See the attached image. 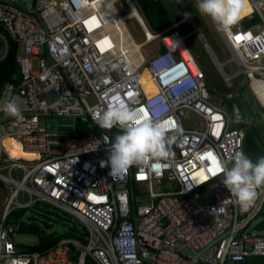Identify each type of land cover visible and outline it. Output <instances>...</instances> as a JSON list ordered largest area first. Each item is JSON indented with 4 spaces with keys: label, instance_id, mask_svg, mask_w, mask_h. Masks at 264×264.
<instances>
[{
    "label": "built area",
    "instance_id": "built-area-1",
    "mask_svg": "<svg viewBox=\"0 0 264 264\" xmlns=\"http://www.w3.org/2000/svg\"><path fill=\"white\" fill-rule=\"evenodd\" d=\"M175 1L184 18L154 32L135 0H34L28 8L0 0V63L15 44L19 66L0 84V182L6 190L0 198V264H258L264 259V233L252 231L264 195L258 188L245 208L223 184V173H215L219 160L230 167L236 153L245 154L243 130L211 103L189 34L179 28L189 22L194 32L201 30L185 0ZM247 1L251 11L230 31L212 21L236 68L228 76L220 64L219 72L228 88L234 77H243L260 107L253 122L258 131L264 124V0ZM252 14L260 20L244 28L240 21ZM150 44L157 46L147 60L142 50ZM203 45L213 53L207 42ZM144 71L156 88L152 94L142 82ZM156 97L168 105L163 118L173 125L168 155L111 176L110 165H101L108 161L112 137L83 134L77 121L98 125L93 113L116 104L147 109ZM10 99L20 104L22 121L4 111ZM70 126L73 131L58 130ZM8 139L35 157L15 158ZM38 202L76 218L88 231L86 242L65 237L46 252L22 251L8 215Z\"/></svg>",
    "mask_w": 264,
    "mask_h": 264
},
{
    "label": "clouds",
    "instance_id": "clouds-1",
    "mask_svg": "<svg viewBox=\"0 0 264 264\" xmlns=\"http://www.w3.org/2000/svg\"><path fill=\"white\" fill-rule=\"evenodd\" d=\"M246 3L247 0H198L197 7L201 13L210 16L221 30L227 32L241 19ZM214 62L216 65L221 64L219 61ZM222 67L225 68V65ZM168 110L163 98L156 97L149 101L147 109L116 104L101 113H93V120L100 128L112 129L119 126L122 130L111 143L108 161L102 162L101 166L105 163L109 164L110 175L117 177L133 164L142 162L146 158L166 157L168 145L172 142V138L167 134L173 127L163 118ZM4 111L18 121L24 119L17 99L8 100ZM233 124L236 125L234 122ZM236 126L244 131L242 126ZM230 163L229 167V162L219 160L215 173H223V184L235 197L236 202L247 208L254 203L257 189L264 187V157L253 163L243 152H238Z\"/></svg>",
    "mask_w": 264,
    "mask_h": 264
},
{
    "label": "trees",
    "instance_id": "trees-1",
    "mask_svg": "<svg viewBox=\"0 0 264 264\" xmlns=\"http://www.w3.org/2000/svg\"><path fill=\"white\" fill-rule=\"evenodd\" d=\"M135 1L139 4L142 14L144 15L146 21L154 32H159L169 26L172 22H174L172 14L169 12V9L164 0ZM259 20L260 19L256 14H252L251 17L244 18L241 24L244 28H247L253 22H258ZM130 25L132 26V32L135 40H140L141 37H139L137 34V26L134 23H130ZM137 43L140 44L142 42ZM17 53L18 47L17 45L13 44L7 59L0 63V84L3 85L7 81L11 80L14 73L19 71V66L16 60ZM192 53L196 57L199 64L197 54H195L193 51ZM144 74L146 78L149 77V74L147 72L144 71ZM144 85L146 86V84ZM246 92L248 91L245 89L241 94H238L231 99L226 98L223 101V109L226 110L225 112L236 125L240 126H242L245 117L251 115V111L253 110L254 106L252 100L249 98ZM244 94L245 97L243 96ZM77 131H80L81 133L86 135L91 133L101 134L103 132H107L112 137L113 142L114 137L120 133L114 128H100L99 125L94 124L90 120L77 121ZM77 148V146H74L72 151L77 150ZM5 191V186L2 182H0V198L2 197V194L5 193ZM30 208H36L40 210V214L44 218L43 224L38 223L32 216L26 217L28 213L27 211ZM49 208H51V206H49L48 204L38 202L36 205H30L24 208H16L9 213L8 225L14 228L16 234H27L34 236L37 235L38 237V242L35 245H20L22 251L46 252L50 248L56 246L65 237H73L75 239H79L82 242H86L88 231H86L84 226H77V224L72 221L71 215L65 212L64 213L67 215L60 213L61 210L58 211L59 209L57 208H55L57 210L54 209L53 211H50ZM263 208L264 206H262L259 215H264ZM61 227H63L64 230L62 232H59L58 229H60ZM253 229L258 232L264 233V222L257 224ZM258 264H264V259L259 260Z\"/></svg>",
    "mask_w": 264,
    "mask_h": 264
},
{
    "label": "rangeland",
    "instance_id": "rangeland-1",
    "mask_svg": "<svg viewBox=\"0 0 264 264\" xmlns=\"http://www.w3.org/2000/svg\"><path fill=\"white\" fill-rule=\"evenodd\" d=\"M11 3H14L15 5H19L25 8L32 7L34 4V0H6ZM187 3V6L189 10L191 11L198 27L200 28L203 36L205 37L207 42V46H209V51L212 54H209L207 50L205 49L199 34L194 32V27L191 23L185 22L182 26H180V31H182L185 34H189L187 43L195 54H197L199 59V64L201 69L204 71L206 75V82L208 85V89L211 93V103L220 108L223 109V101L226 99L227 95L232 94L234 96H237L238 94H241L245 89L248 91V88L245 84V81L243 80V77L238 75V77L233 78V87L228 88L224 83V77L222 76L221 72H219V69L214 61L220 62L223 66L225 65V71L226 75L228 76H234L236 74V68L235 66L229 62V52L227 51L223 40L219 36L218 29L216 25L213 23L210 16L201 13L198 10L197 4L198 2L196 0H185ZM165 4L167 5L169 12L172 14V18L174 21H177L179 19L184 18V13L182 9L178 6L175 0H164ZM242 21H240L241 23ZM134 23V22H132ZM137 42H143V39L140 38L136 40ZM157 44H150L146 45L144 49L142 50L143 55L148 60L150 58V50L155 49ZM211 55H213L211 57ZM217 55V56H216ZM33 65L35 67L36 63L33 62ZM148 80V79H147ZM246 94L249 96V98L252 100L254 106L253 110L258 112L260 110V107H258L257 102L254 100L252 94L248 91ZM245 97V94L243 95ZM226 111V110H225ZM252 119L254 121L255 117L253 114H251ZM234 125V124H233ZM48 129L53 131L55 130V122L51 121L49 123ZM252 135L259 143V146L261 150L264 153V133L262 130H256L255 128L252 129ZM263 187H260V191ZM264 206V201L262 202ZM55 208H49L50 211H53ZM264 209V208H263ZM57 210V209H55ZM60 211V210H58ZM26 217L32 216L35 218V220L38 223L44 222V218L40 214V210L36 208H30L27 211ZM60 213L65 214L64 212L60 211ZM67 215V214H65ZM72 221L77 224V226H82L81 223H79L76 218L71 216ZM264 222V215H258L256 217V220L252 224V228L259 224ZM74 224V223H73ZM253 232H256V230L252 229ZM16 243L18 245H24V246H31L35 245L38 242L37 235H27V234H17L16 235Z\"/></svg>",
    "mask_w": 264,
    "mask_h": 264
},
{
    "label": "water",
    "instance_id": "water-1",
    "mask_svg": "<svg viewBox=\"0 0 264 264\" xmlns=\"http://www.w3.org/2000/svg\"><path fill=\"white\" fill-rule=\"evenodd\" d=\"M200 33L198 32L199 37L202 43H205L206 39L202 38V36H200ZM245 120L249 121V123L246 125L247 129L243 131L244 150H245L246 156L249 157L253 161V163H255L258 161L259 158L264 157V153L261 150L259 143H257L255 138L253 137L251 130L248 129L249 126L251 125L249 116L245 117ZM65 121L66 120H59L60 123L65 122ZM67 122L71 124L73 123L72 120H68ZM58 130L59 131H73V128L72 126H70V128H65V129L59 128ZM261 130L264 133V124L261 125ZM260 195L261 196L264 195V187L262 188ZM63 230H64L63 227L58 229L59 232H62Z\"/></svg>",
    "mask_w": 264,
    "mask_h": 264
},
{
    "label": "bare ground",
    "instance_id": "bare-ground-1",
    "mask_svg": "<svg viewBox=\"0 0 264 264\" xmlns=\"http://www.w3.org/2000/svg\"><path fill=\"white\" fill-rule=\"evenodd\" d=\"M251 11V7L247 1L246 3V6H245V9L244 11L241 13V18L246 16L247 14H249V12ZM198 31V29H197ZM199 32V31H198ZM138 49V48H137ZM137 51V50H136ZM220 67L222 68V65H220ZM148 79V80H147ZM142 82L144 84H146L145 88H146V91L148 94H152L156 91V88L154 86V84L152 83L151 81V78H150V75L148 78H146L144 72H143V76H142ZM6 144V147L7 149L10 151V153L15 157V158H19V157H22V158H33L35 157L33 154L31 153H28V152H24L22 151V149L20 147L17 146V144H15L14 141L12 140H6L5 142Z\"/></svg>",
    "mask_w": 264,
    "mask_h": 264
},
{
    "label": "flooded vegetation",
    "instance_id": "flooded-vegetation-1",
    "mask_svg": "<svg viewBox=\"0 0 264 264\" xmlns=\"http://www.w3.org/2000/svg\"><path fill=\"white\" fill-rule=\"evenodd\" d=\"M255 113H257L255 110H252V111H251V114H253L254 116H255ZM249 118H250L251 125L249 126L248 129L251 130V132H252V129L254 128V126H253V122H254V121H253L251 115L249 116ZM248 123H249V121H247V120H244V121H243L242 128H244V130L247 129V126H246V125H247Z\"/></svg>",
    "mask_w": 264,
    "mask_h": 264
},
{
    "label": "snow or ice",
    "instance_id": "snow-or-ice-1",
    "mask_svg": "<svg viewBox=\"0 0 264 264\" xmlns=\"http://www.w3.org/2000/svg\"><path fill=\"white\" fill-rule=\"evenodd\" d=\"M210 155V154H209Z\"/></svg>",
    "mask_w": 264,
    "mask_h": 264
}]
</instances>
